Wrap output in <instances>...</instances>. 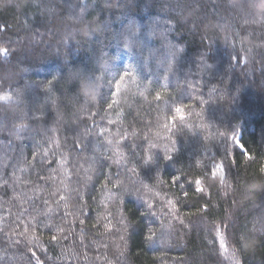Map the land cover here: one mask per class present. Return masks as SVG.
<instances>
[{
	"label": "trees",
	"instance_id": "trees-1",
	"mask_svg": "<svg viewBox=\"0 0 264 264\" xmlns=\"http://www.w3.org/2000/svg\"><path fill=\"white\" fill-rule=\"evenodd\" d=\"M5 96L0 264H264V0H0Z\"/></svg>",
	"mask_w": 264,
	"mask_h": 264
},
{
	"label": "snow or ice",
	"instance_id": "snow-or-ice-1",
	"mask_svg": "<svg viewBox=\"0 0 264 264\" xmlns=\"http://www.w3.org/2000/svg\"><path fill=\"white\" fill-rule=\"evenodd\" d=\"M135 31H138V29H136V28H133V29H132V34H133V35H134ZM125 47H129V44L126 43V44H125ZM129 74H130V73H127V72H126L124 75H121V76L119 77V79L116 81V89H117V90L120 89V87H121V85H122V82H123L124 79H125V76H127V75H129ZM9 98H10V97H7V96H5V97H0V99H5V100H7V99H9ZM93 99H95V96H93ZM109 107L111 108L112 105L109 104ZM175 110H176V112H180V111H181V107H176ZM172 119L175 120V117H172ZM20 127H23V125H20ZM122 138H123V137H122ZM110 143H111V142H110ZM236 143H237V145H238L241 149H243V145H241L239 141H236ZM64 163H65V160H61V161H60V165H61V167L64 165ZM214 167H216V165H215ZM219 167L223 169V168H224L223 163L219 164ZM66 171H67V170L65 169V172H66ZM173 179L178 181V180L180 179V177H178V176H174ZM62 199H63V197H62ZM81 223H83V221H81ZM51 239H52V240H56L57 237H56V236H52Z\"/></svg>",
	"mask_w": 264,
	"mask_h": 264
},
{
	"label": "rangeland",
	"instance_id": "rangeland-1",
	"mask_svg": "<svg viewBox=\"0 0 264 264\" xmlns=\"http://www.w3.org/2000/svg\"><path fill=\"white\" fill-rule=\"evenodd\" d=\"M236 139H237V137H236ZM214 171L218 175H222L223 174V169L219 167V164L216 165ZM226 250H227V248L225 249V251ZM226 252H227L226 258H227V261L229 262V264H238L237 257L234 254H232L231 252L230 253H228V251H226Z\"/></svg>",
	"mask_w": 264,
	"mask_h": 264
}]
</instances>
